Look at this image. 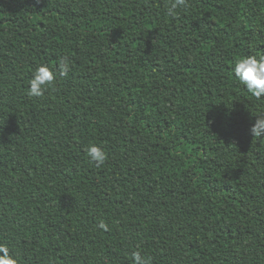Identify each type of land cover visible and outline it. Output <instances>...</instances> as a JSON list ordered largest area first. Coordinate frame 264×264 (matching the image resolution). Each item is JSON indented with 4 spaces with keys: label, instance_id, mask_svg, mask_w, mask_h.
Returning a JSON list of instances; mask_svg holds the SVG:
<instances>
[{
    "label": "trees",
    "instance_id": "obj_1",
    "mask_svg": "<svg viewBox=\"0 0 264 264\" xmlns=\"http://www.w3.org/2000/svg\"><path fill=\"white\" fill-rule=\"evenodd\" d=\"M169 3L0 0V243L20 264H264V97L232 71L264 55V0ZM42 63L56 78L29 97Z\"/></svg>",
    "mask_w": 264,
    "mask_h": 264
},
{
    "label": "clouds",
    "instance_id": "obj_2",
    "mask_svg": "<svg viewBox=\"0 0 264 264\" xmlns=\"http://www.w3.org/2000/svg\"><path fill=\"white\" fill-rule=\"evenodd\" d=\"M186 7V0H170L167 7V14L175 16L178 8ZM61 74H67L70 71V62L68 57H62L58 63ZM235 77L241 85L257 99L264 97V55L254 54L243 56L237 59L232 69ZM56 78V71L47 64H40L32 71L31 79L27 89L29 97H41L51 87ZM253 137L264 136V114H257L255 122L249 129ZM86 155L89 162L96 167L104 165L108 159V153L102 145L90 144L86 148ZM97 227L101 230H109V225L103 220ZM133 264H152V257L143 254L140 251L132 252ZM0 264H20L18 256L12 254L10 248L5 243H0Z\"/></svg>",
    "mask_w": 264,
    "mask_h": 264
}]
</instances>
